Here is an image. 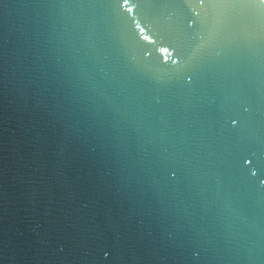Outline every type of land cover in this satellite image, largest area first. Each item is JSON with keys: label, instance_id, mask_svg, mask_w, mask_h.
Here are the masks:
<instances>
[{"label": "water", "instance_id": "95a60500", "mask_svg": "<svg viewBox=\"0 0 264 264\" xmlns=\"http://www.w3.org/2000/svg\"><path fill=\"white\" fill-rule=\"evenodd\" d=\"M0 264H264V0H0Z\"/></svg>", "mask_w": 264, "mask_h": 264}]
</instances>
